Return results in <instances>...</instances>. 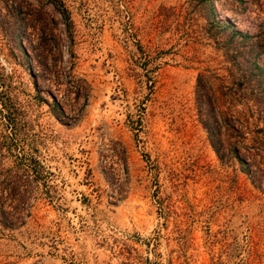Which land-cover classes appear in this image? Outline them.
<instances>
[{"label": "rangeland", "instance_id": "374dc122", "mask_svg": "<svg viewBox=\"0 0 264 264\" xmlns=\"http://www.w3.org/2000/svg\"><path fill=\"white\" fill-rule=\"evenodd\" d=\"M56 3L0 0V264H264V0Z\"/></svg>", "mask_w": 264, "mask_h": 264}, {"label": "trees", "instance_id": "16d2710c", "mask_svg": "<svg viewBox=\"0 0 264 264\" xmlns=\"http://www.w3.org/2000/svg\"><path fill=\"white\" fill-rule=\"evenodd\" d=\"M51 2L55 3V5L57 6L56 0H51ZM5 6L6 7H5L4 13H5L6 19L3 20V22L9 23V21L11 19L10 16H11V13H12L14 7H11V5L8 4L7 2L5 4ZM58 7H59V5H58ZM63 17H65V22H64L65 31L67 32V36H69V38H70L71 37L70 22H69L68 17L64 13H63ZM31 23H32V21H31ZM29 24L30 23H28V25ZM34 27L36 28L35 25H34ZM49 30H50V28L48 29V31ZM40 32H41V35L39 36V41H38V43H35L32 45L33 52L31 53V58L34 61V63L37 64V67H38L37 68V74L35 75V77L49 80L50 78H52L54 76L57 78V80H59L61 73H64L65 77H67L68 79H71L72 75H71L70 69H61L59 66L56 67L57 63H53V64L49 63L48 55L53 54V47L50 43L48 33L45 31V28L43 25L41 27ZM61 55H62V52L60 49V56ZM215 77L216 76L213 74H205V73H200L198 75L197 86H196V90H195L196 100H197L198 104H202L203 99L205 98L207 92L209 91L208 86H210V82L213 80L212 78L215 79ZM70 81H71L70 82L71 84H69L70 85L69 90L72 89L76 95H79L82 91V85L80 83L75 82V81H72V80H70ZM0 87H1V85H0ZM2 93H4V92H3V89L1 88L0 89V98H2ZM2 104H3V107L5 109L9 110L8 105L4 101H2ZM229 104H230V106H233L231 104V102ZM222 113L224 116L223 117L224 120H226L227 119L226 117H229V116L234 117L233 114L228 115L224 111H222ZM243 121L246 122L245 124L242 123L244 125V128L239 129V130H234V128H233V134H231L228 137V139H239L237 141L238 143H241V142H243V140L248 139L245 136V132L249 131L252 133L253 130L250 129L249 126H247V124H248L247 119L243 120ZM219 128L220 127H218L217 129H215L213 131L212 130L209 131L210 139H220L221 133H220ZM249 139H257V137L253 136V137H250ZM212 144L215 146L214 142H212ZM234 150L236 151V149H234ZM15 166H16V168L18 167V169L21 168L22 171L29 172V173H35V175L40 174L41 169L43 168L42 165L36 159H34L31 156L27 157V155L20 156L19 157V163H17V165H15ZM17 173H18V171H16V177L17 176L20 177L19 173L18 174ZM1 192L2 191L0 188V195L2 196ZM9 195H12V194L9 193ZM0 213L6 215L7 212L5 209H3L0 211Z\"/></svg>", "mask_w": 264, "mask_h": 264}]
</instances>
